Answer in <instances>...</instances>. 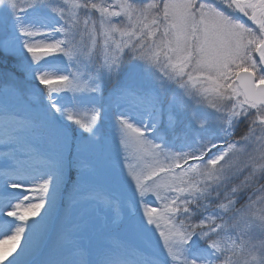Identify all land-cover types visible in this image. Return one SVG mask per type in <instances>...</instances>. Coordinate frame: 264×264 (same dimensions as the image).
<instances>
[{"label": "snow or ice", "instance_id": "1", "mask_svg": "<svg viewBox=\"0 0 264 264\" xmlns=\"http://www.w3.org/2000/svg\"><path fill=\"white\" fill-rule=\"evenodd\" d=\"M8 57L0 264H264V0H0Z\"/></svg>", "mask_w": 264, "mask_h": 264}, {"label": "rangeland", "instance_id": "2", "mask_svg": "<svg viewBox=\"0 0 264 264\" xmlns=\"http://www.w3.org/2000/svg\"><path fill=\"white\" fill-rule=\"evenodd\" d=\"M20 3L26 4L28 3V0H20ZM16 59L15 57H13ZM46 59L52 60V61H60V57H47ZM258 59V57H257ZM43 62V61H42ZM19 77L21 80H23V85L27 88V92L23 91V88L21 86H18V84H15L14 81H7L4 80L3 84L0 85V93H2L5 89L12 88L13 86L17 87L19 89V92L17 94V99L13 101V104L15 108L21 113V115L24 112V109L26 106H34L36 104V99L30 94L29 92V86L30 82L25 81L23 78V73H20ZM43 87V86H41ZM26 93V95L24 94ZM86 113L82 114L83 118H86ZM246 130V126L242 125L238 130H237V139L243 135V133ZM115 141H113V144ZM98 216L100 217V222L103 220V214L99 213ZM30 222V221H29ZM87 244V240L84 242ZM155 249L156 253L158 256L163 259L165 257V251L162 247V241L159 240L158 236L155 241ZM11 258V257H10ZM65 258V250L60 246L58 241L53 238L47 242V244L42 247L40 252L36 255L35 259L37 261V264H51L53 261H61ZM6 264V262H5Z\"/></svg>", "mask_w": 264, "mask_h": 264}, {"label": "trees", "instance_id": "3", "mask_svg": "<svg viewBox=\"0 0 264 264\" xmlns=\"http://www.w3.org/2000/svg\"><path fill=\"white\" fill-rule=\"evenodd\" d=\"M16 63H17L16 59H14L13 57H8L6 63H0V71L12 72V73H15V75L17 77H19V75H21V74H20V72L17 71V69L15 67ZM23 82L24 81L21 80L20 77L18 80L14 81L15 84H18V86H21L23 88L24 92H27V90H26L27 88L23 85ZM2 84H3V81H0V85H2ZM24 94L26 95V93H24ZM235 138H237V132H236Z\"/></svg>", "mask_w": 264, "mask_h": 264}, {"label": "water", "instance_id": "4", "mask_svg": "<svg viewBox=\"0 0 264 264\" xmlns=\"http://www.w3.org/2000/svg\"><path fill=\"white\" fill-rule=\"evenodd\" d=\"M246 19V18H245ZM248 23H251L250 21Z\"/></svg>", "mask_w": 264, "mask_h": 264}]
</instances>
